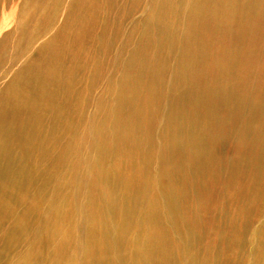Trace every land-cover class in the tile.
I'll use <instances>...</instances> for the list:
<instances>
[{
	"label": "bare ground",
	"instance_id": "6f19581e",
	"mask_svg": "<svg viewBox=\"0 0 264 264\" xmlns=\"http://www.w3.org/2000/svg\"><path fill=\"white\" fill-rule=\"evenodd\" d=\"M0 264H264V0H0Z\"/></svg>",
	"mask_w": 264,
	"mask_h": 264
}]
</instances>
